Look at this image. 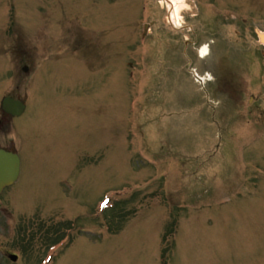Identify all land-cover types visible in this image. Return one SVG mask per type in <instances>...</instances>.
Listing matches in <instances>:
<instances>
[{"label": "rangeland", "instance_id": "rangeland-1", "mask_svg": "<svg viewBox=\"0 0 264 264\" xmlns=\"http://www.w3.org/2000/svg\"><path fill=\"white\" fill-rule=\"evenodd\" d=\"M17 2L20 1L21 4H23V6L25 7V28H22L23 33H27L26 34V42L29 43L32 46H37L38 50L41 49V47H43V51L45 53L46 56H51L52 54H54L57 50V43L58 40L60 38H64L65 41L69 44H72L76 39L78 41H82V42H86L87 46H90V42L92 43L91 46V56L92 57H97L94 61H92V65L93 67L99 69L102 67H106L104 68V71L102 69L97 70V76H99V79H103L105 81H102V83H104L105 86H107L109 80L111 81L112 79L107 75V69L108 71L110 70H115L116 67H118L119 65H121V56L127 54V56H124L125 59L130 58V56H132V50L126 47L122 46V43L120 42H116L114 43L111 47H109L108 53H103L102 50H95L94 47L97 46L99 49H101V45L98 43H94V37H92V33H90L88 30H83L81 28L78 29V31L76 32L74 30V28H72L73 24L77 23L76 20L77 17V13L75 11V6H79V7H86L87 9V13H89L90 10V6L89 4H87V0H73V1H69V0H64L67 5L68 8L66 7V5L63 7V10L68 9L70 10V14L72 16H76L74 18H71L69 21L67 22L66 25L67 26H71V28H58L57 23H58V18H56L51 26L53 28H46V26L44 25V19L45 16L41 15L39 12H34V7L32 5V13H31V9L30 6L32 4L33 0H16ZM48 0H42V7L47 4ZM50 1V0H49ZM108 1V0H105ZM112 1H116V0H112ZM120 1V0H117ZM143 1L146 6H143L141 9V12L146 9V13L145 15L142 14L140 15V17L138 16L140 12V8L143 4ZM200 2L198 4L196 3H192L191 1H188V5L190 6V8L183 7V9H185V11H187V17L182 16L181 18V24L180 25H176L174 22H172L174 24V28H181V26L183 25V22L186 21V23L188 24V27L185 28V31L183 33V35H187V38H190L188 36V32L191 30V28H196V22L194 20V12L196 10V5L197 6H205L207 8H209L207 6L208 2H211V0H199ZM93 3H95V1L93 0ZM126 5L125 2H118L117 4L120 6L118 8V10H115L114 13V22L113 25L115 27L117 21H119L120 19L123 18L124 13H125V7L123 6ZM166 6V7H165ZM50 7V6H49ZM158 7L161 9V7L158 5ZM129 8V10H128ZM127 8V13H125V26L123 27L125 32H124V42H129L131 44V48L133 47V42L136 41V36H137V32H138V24L139 23H150L153 22L152 25L156 24L154 27H151L152 30V35L150 37V39L147 40V43L153 44L154 43V38L153 36L156 37V39L160 42L159 44H156L155 47H152L150 49V55L147 58L146 61H142V53L139 52L133 55L132 59H136L137 62H141L140 63V67L138 68L137 72H136V76L140 78L141 82L143 83V86H141V88L145 87L147 88V90L149 91V95H154L151 92L157 94V96H160L162 98H165L166 93L168 92L167 90L170 89L172 87V79H170L166 73H165V66H160V74H155V70L157 69V64L160 61L159 58L161 56H165V47L164 50L162 47L163 43L166 40H171L167 38L166 35H163L161 33V29H163L161 26H163L164 24L161 23V20L164 19V21L166 20L167 23L171 22V20H173V15L172 13H174L175 9L172 10L170 9L169 12L167 10L168 6L166 3H164V5H162V8H165V10L163 9H159V8H154V4L151 3V0H133L131 1V3L129 4V7ZM182 9V10H183ZM211 9V8H210ZM216 8H213V10H215ZM251 9H255L254 6H251ZM98 10L100 11V9L98 8ZM3 11V15L4 17L7 19L8 17V10L5 8H2L0 10V12ZM110 8H107L106 10V14H103L97 21L96 24H90L88 26L87 22H83V26L84 28H107L108 26V22L111 19V14H110ZM124 11V12H123ZM153 11L156 13H160L161 14V18L159 20H155L156 16L155 14H153ZM57 12V13H56ZM53 13H56V16L60 15V10L55 8ZM133 15L137 18H133ZM171 17V18H170ZM178 19V18H177ZM155 21V22H154ZM47 23V22H46ZM170 23V24H172ZM17 24L20 25L22 24V20L21 17H19L17 19ZM190 25H192V27H190ZM233 26L236 27L237 31L241 33V36L245 39L244 44L247 45H252L249 43H253V40H249L246 38V36L244 35V31L245 28H243L240 24H232ZM27 28H38V31H30L28 32ZM40 28H46V37L45 39L42 41L41 37H40ZM197 30V28H196ZM182 29H180V31L178 33H181ZM154 32V33H153ZM176 32V31H175ZM171 34L172 37V41L173 42H177V41H181L184 43L185 39H181V35L180 34ZM97 40L100 43H105L106 41V37L105 35L102 33V29L101 32L97 33ZM192 39L194 38V36L191 37ZM94 43V44H93ZM188 44V43H187ZM186 46V45H185ZM259 48V50L262 51V56H261V51H258L255 56H254V63L253 65H251L248 69V72H251L254 74V77H249V78H245V84H250V88L249 90L244 87L246 89V93H243L241 95V89L238 88L237 92L232 93V90H230L229 93V99L230 100V105H233L232 102H234L236 99L241 101L240 105H242L241 108V117L242 120L239 122L240 124V129H238V132L244 134L247 132L245 123H250L251 126L254 128V124L257 125V127L260 124H264V122L262 121L264 119V75L261 74L260 72V66L262 64L260 63H264V47L263 45H261ZM187 48V55L192 56V58L194 59V61L196 62V68L199 69H204L205 66L203 63H200L196 57V50L193 49L192 45L186 46ZM32 52V51H30ZM3 56V52H2V48L0 47V57ZM119 56V57H118ZM12 66L14 68V73L17 75H15V77L19 80V86L20 89L18 90V92L21 94H25L24 93V87L25 84L27 83L28 87H29V82H28V77L31 75L33 76H37L39 73L37 71V68H34V65H32V67H30V65L25 64V60L21 58V56L13 57L12 59ZM130 64V63H129ZM24 66H28L29 67V73L28 74H24L23 72V67ZM192 69V68H191ZM196 70V69H195ZM126 71L124 72V75L121 76L119 75V78H114L112 80V86L110 88L107 89V94L104 97L105 98V102H108V104H113V105H118L123 107L124 105V96H125V89L126 86H128L129 83V79L126 78L125 76ZM96 74L94 73L93 77H95ZM81 77V76H80ZM209 87H207L208 89ZM81 95H83L82 92H80ZM187 94H188V85L186 84V82L184 80L181 81V87L177 90L176 92V98H177V102L178 105L176 107L177 111H180L181 108L183 107V104L187 103ZM103 95V91L101 89L97 90L95 93V98L98 99L100 96L102 97ZM241 95V97H239ZM221 99H225V96H221L219 95ZM252 96L257 97V101L254 100L252 98ZM56 96H52L49 97L47 95H35L32 98L31 103L35 106V107H42L43 105H45L49 100H55ZM126 99V98H125ZM127 99H129V97H127ZM254 101V102H253ZM201 103H204V100H201ZM143 104V103H142ZM141 104V106H142ZM212 105V104H209ZM140 106V108H141ZM251 106H256L257 108H259L260 110H255L257 113H259V115H261V117H259L258 119H252L247 111H250L255 108H250ZM146 111L150 110L149 108H147L146 106H144ZM237 103L233 106V108L231 109L232 112L234 110H237ZM159 108H155V110H157ZM192 109V108H191ZM154 110V111H155ZM224 111L228 112L227 109H225ZM232 112H231V116H232ZM80 114V112H78ZM237 115V111L233 112V116ZM111 117L107 118V121H110ZM91 126L93 129L98 130V126H99V122L97 120L95 121H90ZM182 121H181V116L179 114H176L174 117L170 118V119H165L162 120L160 119L158 122L155 123H151L149 125V130L151 131L154 127H163V129H159V132L162 134V132L164 133H168V135H170L177 143H181L180 146L182 144L189 143L191 140H193L194 142L197 143H205V147L208 148L209 145L210 146H215L217 143V146L213 147V148H217V157L214 158L216 159V161H214V159H208L210 157H212V154L214 153V150H207L204 154L206 158H201L198 157L200 159V161L202 162L201 164L198 165H194L196 164L195 160H192L190 162V164H192V166H189L186 169V173L182 172L181 176L183 177V180L180 179V176L178 177V184L179 186H176V188L179 189L182 187H188L189 191L186 192H170L167 195H171V199L172 197L174 198V200L172 199L173 204L179 205L180 202H182V205L185 206L187 208V214L189 215H196L199 214V211H197L196 209L192 208L189 206V203L194 204L195 202H197L198 204L200 202H206L205 199H202L203 196L200 195H208L209 190L205 191L206 189H210L211 191H213L212 194V198L217 201L219 199V196L221 195L222 197L225 196V194H221L219 193V190L221 187H232L235 182L237 181L239 176L244 177V175L246 174V172L251 169H257V170H261V168L264 166L263 164V160L264 158L262 157L264 155V142H261L253 147L250 148H245L242 147L240 145H236L234 143H232V139L233 137L229 136V138L225 141L222 142L221 144V138L218 134V130L216 129V127L212 124L213 122L206 118V127H207V133L208 136L204 139L199 132L203 133L202 131H198L197 130V138H195L196 134L195 133H190V138L189 139L187 137V134L183 132V128L181 125ZM244 123V124H243ZM187 124V121H186ZM197 125V124H196ZM233 126H226V123L224 126L221 127V129H227L233 131L232 129ZM57 133L59 134V136L61 137L63 134V128L58 127L56 129ZM250 132H252L251 135H249V137H252L254 135H256V137L259 135V133L254 129V130H250ZM224 133V132H223ZM142 134H144V138L146 143L150 146V145H154L153 147V152L154 155L158 154V151H161V147L155 143L153 144L150 139H149V135L148 132L145 131L143 129ZM205 134V133H203ZM227 134V133H226ZM229 135V134H227ZM163 136V134H162ZM223 136V134L221 135ZM40 137H44L43 132H41ZM255 137V138H256ZM83 138V135H82ZM120 139L123 141L124 144H126V142H131V137L127 136V134L125 133L124 135L120 136ZM78 141H81V139H78ZM208 144V146H207ZM245 146H248V143H245ZM93 146L94 149L98 152H100L103 148L102 146H97V145H93L92 144V138H91V147L93 150ZM190 148L193 149H197V145L196 144H191L189 145ZM171 148V147H170ZM77 148L75 146H72L70 149V153L72 155L76 154ZM105 156L107 159V163H106V169H105V173L103 177H99V176H88L86 178H84V182H85V186L84 187H73L71 190V196L75 197L77 202H76V209L79 210V205H82L84 208H87L90 205H94L96 204L97 200L100 198V196L106 191L108 186L111 185H116V184H112V181L116 178L114 176L115 173L112 172V169H117L115 167H113L114 165L112 164L111 160L112 159H116L117 162H121L122 161V152H121V148L120 145L118 144L117 146V152H116V143L114 142V140H110L108 139V143L106 144L105 148ZM249 151H257L260 156H257L256 154L252 153L250 154ZM180 152L185 153L184 155L186 156L188 153V150L184 147L181 146L180 148ZM24 153L26 154V151H24ZM70 153L68 151L62 150V143L59 140L56 144L55 148L49 147V148H45L43 153L40 155V159L41 160H47L46 163H44V165L41 168L40 174L38 175L37 178L34 177H26L24 179L23 182V186L25 187V193H24V199L30 204V205H34L35 202L38 200L39 195L41 193V195H47L48 193L46 192H42V190L44 189V184H46L49 189L51 188V185L47 182V180H51L52 179V172L50 171V167L55 166V170L57 172V174L62 177L63 175V170H62V165L58 164L57 161L58 160H65L66 158H70ZM61 154H64V156H61ZM90 155H93V153H89ZM162 160L159 163V165L156 166V170L158 171V173H164L166 171L167 167H170L171 164L175 161V158L171 157V156H166L163 151H161L160 154ZM185 156L183 157V160L185 161ZM179 158V157H178ZM256 158H260L258 160H256ZM123 160H128L130 161V163L133 166V170L138 168L137 165V158L136 156L130 157L129 156H125L123 157ZM252 160H254L255 162L253 163ZM28 164V161L26 162ZM81 171H85L86 169L84 168V165H81V163H85V161H80L78 162ZM252 163V164H250ZM183 162H179L177 164L178 167L182 168L183 167ZM213 165V166H212ZM54 168V167H53ZM78 168V167H76ZM95 168H99V166L97 165V167H91V169H95ZM45 169V170H44ZM72 169V168H71ZM66 171L68 170V168L65 169ZM26 171V166L24 168V173ZM124 172H126V170H124ZM71 172H67L66 174H69ZM180 173V172H178ZM218 173V176L216 178H213L216 176V174ZM168 174H172V169L168 170ZM186 174V175H185ZM179 175V174H178ZM189 176V177H188ZM146 179L148 178H152L155 177L154 174H144V176ZM185 177H188L187 180L185 179ZM209 180L208 181V178ZM213 178V179H212ZM81 180V177L76 174L75 176V183H79ZM160 182L159 181H155L153 183V186H159ZM156 190V188H154ZM204 191V192H203ZM8 199V198H7ZM56 201V202H55ZM191 201V202H189ZM249 201L252 204H255V201L252 198H249ZM44 199L39 203V204H43ZM53 202H55L54 204H52ZM53 202L51 204L48 205V209L45 210V212L47 213H51V215H53L55 218H57V216L64 210V208L66 207V201L63 199H59L57 200V198L54 196L53 198ZM188 202V203H187ZM210 202V201H207ZM38 205H34L33 208H37ZM74 206V205H73ZM216 209H219V206H217L215 204ZM205 209V208H204ZM204 209H202L201 211L203 212ZM170 209H163L164 215H166L168 213ZM81 212V211H79ZM148 212V211H145ZM54 213V214H53ZM227 216L230 220L234 219V213L232 211H229L227 213ZM209 217V216H207ZM210 218V217H209ZM261 223H264V219L262 218L260 220ZM225 225L223 223L218 224L216 227L213 228V233L214 235L217 237V239L220 241L222 236H223V243H221L219 245V249L218 251H211L208 255L206 264H245V263H249V264H264V232L259 233L258 235L255 236H247V235H243L244 234V227L242 226L240 229L235 230L233 233L231 231H226L225 233ZM233 234V238H231V235ZM0 242H2V239H0ZM77 252V251H76ZM186 253L189 256L190 262L193 261V257L196 256L197 260L199 261L200 258V251H196V253H193L189 250H184L181 251L179 254L180 257V264L182 262V256L183 254ZM72 256L70 257L69 263L70 264H90V260L89 257H91L92 260L97 261L98 263H101V258H97L100 257L101 255H88V254H78L73 252L71 254Z\"/></svg>", "mask_w": 264, "mask_h": 264}, {"label": "bare ground", "instance_id": "bare-ground-1", "mask_svg": "<svg viewBox=\"0 0 264 264\" xmlns=\"http://www.w3.org/2000/svg\"><path fill=\"white\" fill-rule=\"evenodd\" d=\"M185 0H172V5H174V3L176 4V13H177V15L179 16V14H180V10L183 8V2H184Z\"/></svg>", "mask_w": 264, "mask_h": 264}]
</instances>
